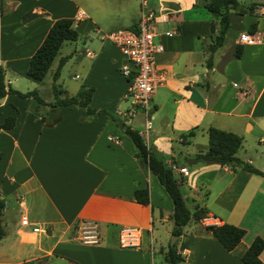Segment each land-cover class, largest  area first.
I'll return each mask as SVG.
<instances>
[{
    "label": "crops",
    "instance_id": "1",
    "mask_svg": "<svg viewBox=\"0 0 264 264\" xmlns=\"http://www.w3.org/2000/svg\"><path fill=\"white\" fill-rule=\"evenodd\" d=\"M208 1L2 0L0 66L6 88L39 93L48 78L52 91L59 58L74 51L56 80L60 96L75 95L81 86L92 88L89 107L94 112L76 104L51 105L54 99L42 98L46 104H41L14 93L0 98V124L14 118L11 128H0V198L5 201L0 264H171L165 254L173 235V202L117 123L122 120L134 129L133 119L122 116L130 108L128 86L123 79L118 88L107 72L118 71L123 58L115 45L99 38L100 33L134 27L144 10L156 17V37L163 47L157 66L165 76L152 95L155 123L148 143L166 155L167 165L186 168V175L175 171L185 178L184 199L207 210L205 218L191 220L174 242L184 259L181 264H244L241 256L253 239H264V176L239 165L193 158L207 148H193L197 133L215 127L241 136L236 156L264 171V0H238L243 7L254 5V12H231L234 32L212 54L209 45L218 23L212 32ZM80 11L86 17L75 21ZM26 14L35 16L24 19ZM59 18L73 19L77 32L82 25L87 36L94 31L100 44L69 41L68 52L56 55L44 79L34 80L26 74L29 59ZM253 22L257 27L252 34L247 30ZM241 33L258 42L241 43ZM240 43L243 50L236 58ZM80 76L73 94L62 86L64 79ZM18 78H25L30 88L22 90ZM122 100L129 103L123 109ZM194 127V136H181ZM144 187L150 205L134 200V191ZM83 223L96 228V243L82 240ZM222 223L245 230L231 251L205 230ZM125 228L136 229L135 236L126 240ZM259 258L264 264V248Z\"/></svg>",
    "mask_w": 264,
    "mask_h": 264
},
{
    "label": "trees",
    "instance_id": "2",
    "mask_svg": "<svg viewBox=\"0 0 264 264\" xmlns=\"http://www.w3.org/2000/svg\"><path fill=\"white\" fill-rule=\"evenodd\" d=\"M2 6V0H0V10ZM206 10L211 14L212 20L211 31H215V21L218 23L217 32L213 43L209 45V51L212 54L218 49L224 42L226 34L230 29V17L231 12H236L240 15L253 14L254 5L243 7L238 0H209L205 4ZM35 14H26V17H32ZM257 22L251 23L248 28L249 33H255ZM78 38V32L73 26V19L59 18L56 19L50 26L47 34L39 47L35 50L29 59L26 74L37 81H42L48 72L52 61L58 54L61 45L66 41H75ZM243 50V45L236 44L234 55L236 58H240ZM211 54L207 59V65H211ZM73 56V53L66 56H62L58 60L57 67L52 74V91L55 95L54 101L51 105H70L76 104L86 108L88 113H93L94 110L89 107L90 95L92 88H86L81 86L80 90L73 96L60 97L62 90L56 83V80L60 77V72L67 60ZM14 93L20 97H32L41 104H46L44 100L39 97L36 90H31L25 93L6 88L4 83V71L0 66V98L6 94ZM100 113H109L106 110L99 111ZM117 123L122 127L124 134H126L137 148L136 156L140 157L145 164L147 170L151 171L159 180L161 185L166 190L173 202V211L171 218L174 226L172 234L180 236L183 232V228L191 221H200L207 216V210L204 207L194 205L189 207L186 203L181 191L185 178L173 171L170 165L166 163V155L158 151L154 146L147 145L139 132L125 125L122 120H117ZM14 125V118L7 117L4 122L0 124V128L8 129ZM196 128H192L185 133H181L183 138L191 137L195 134ZM208 145L205 150H200L193 155L195 159H203L216 161L221 164L239 165L242 169L249 173L264 176V171H261L253 167L249 163H243L236 156L237 150L242 144V137L230 131L221 130L215 127H209L207 130ZM183 140V139H182ZM1 158V154H0ZM134 200L143 205H150L149 189L144 187L136 189L134 191ZM5 205V201L0 198V217L2 215V209ZM152 209V206H151ZM205 230L210 232L213 238H215L227 251L233 250L241 241L245 234V230L229 223H222L219 225H207ZM4 235V230L0 225V238ZM264 248V239L261 237H255L249 247L241 256V261L244 264H262L259 254ZM166 260L171 264H181L183 257L176 250V244L169 245L165 254Z\"/></svg>",
    "mask_w": 264,
    "mask_h": 264
},
{
    "label": "built area",
    "instance_id": "3",
    "mask_svg": "<svg viewBox=\"0 0 264 264\" xmlns=\"http://www.w3.org/2000/svg\"><path fill=\"white\" fill-rule=\"evenodd\" d=\"M86 17L84 11L78 12L74 20L79 21ZM162 17L161 20H164ZM156 17L151 14L142 13L138 23L131 28H121L108 33H100L101 40H108L117 47L121 55L126 59L120 68L122 76L128 82L126 95L130 99V108L122 115L131 118L136 110H139L144 121V129L139 132L144 142L148 143V131L151 129L153 114L152 95L154 89L165 82L164 72L157 66V55L163 51L160 43H154L156 32L153 27ZM167 35L170 32L166 33ZM241 43H257L258 40L252 35L241 33ZM173 171L186 175V168L170 165ZM82 240L88 243H96L98 235L93 224L83 223L80 227ZM124 238H132L136 229L125 228Z\"/></svg>",
    "mask_w": 264,
    "mask_h": 264
},
{
    "label": "rangeland",
    "instance_id": "4",
    "mask_svg": "<svg viewBox=\"0 0 264 264\" xmlns=\"http://www.w3.org/2000/svg\"><path fill=\"white\" fill-rule=\"evenodd\" d=\"M141 9V6H140V1L138 2V10L140 11ZM149 11L148 10H144V11H141L140 12V15H139V18L141 16L142 13L144 14H147ZM153 27L155 26V24L153 23L152 24ZM154 30H155V27H154ZM92 31V30H91ZM90 31V32H91ZM156 32V31H155ZM233 29L230 28L227 32V36L228 35H231L233 33ZM89 36V37H88ZM87 36V33L83 30V27L82 25L80 26L79 28V31H78V38L76 40V46H79L82 42L84 41H87V43L89 44H92V45H99L100 44V40L98 39L97 35L94 33V31L91 32V34H89ZM69 41H66L64 42L63 44L65 45H62V47L60 48L59 52H58V55L60 54H64L66 52H68V45H70ZM154 43H159L158 42V38L155 36L154 37ZM74 44V43H73ZM74 54V51L71 52ZM69 53V54H71ZM68 55V54H67ZM123 58V62L118 64V71H116L114 69V72H111L108 68H107V72L109 73V76H110V80H112L114 82V84L119 88L121 87L122 84H124V80H125V83L126 85L128 86V82L127 80L122 76L121 72H120V68L123 64L127 63L126 62V59L121 56ZM118 72V73H117ZM123 77V78H121ZM48 79V78H47ZM47 79L45 80V83H43V85L40 87V92L38 93L39 94V97L45 99V100H52V99H55V95L53 93V91H51L50 87H48L46 84H47ZM82 79V76H80V78L78 79H75V80H72V81H69V80H66L64 79V82L65 84H63L62 86L64 88H67L68 90L71 91V93L73 94V91H74V88H78V84L80 83V80ZM124 79V80H123ZM17 84L18 86L22 89V90H25V88H30V85H27L25 84V78H18L17 80ZM28 81V80H26ZM69 82V83H68ZM62 83V80L61 82ZM69 84V85H68ZM101 84H104L101 83ZM66 85H68L69 87H66ZM62 87V88H63ZM32 88V87H31ZM60 88V87H59ZM128 88V87H127ZM80 90V88L77 90V92ZM127 91V90H126ZM76 92V93H77ZM128 94V92H126L125 96ZM67 94L64 93V95L60 96V97H65ZM68 96V95H67ZM71 96V94H70ZM73 96V95H72ZM126 98L128 99V102H130V99L126 96ZM125 100H122L121 104H120V108L123 109L125 108L129 103ZM133 120H132V125L134 127V129L136 130H143L144 129V121H143V117H142V120H140L141 118V113L139 110H136V112L134 113V115L131 117ZM131 118H126V119H131ZM155 121H154V118L151 119V129H152V125H154ZM150 131V130H149ZM148 131V132H149ZM196 131V130H195ZM207 129H204V131H199V133H197L196 135V138L195 140L193 141V148L196 150L198 147V144L199 145H202V144H206L208 145V134L206 133ZM196 134V133H195ZM194 134V135H195ZM193 135V136H194ZM192 137V136H191ZM245 145H248L249 147L251 146V141L249 139H247ZM260 160V159H259ZM189 207H193L191 205L188 204ZM173 238L172 235H170L169 237V240L171 241V239ZM157 257H158V254H156V260H157ZM157 264V263H156Z\"/></svg>",
    "mask_w": 264,
    "mask_h": 264
},
{
    "label": "water",
    "instance_id": "5",
    "mask_svg": "<svg viewBox=\"0 0 264 264\" xmlns=\"http://www.w3.org/2000/svg\"><path fill=\"white\" fill-rule=\"evenodd\" d=\"M173 236V238L171 239V241H170V245H173L174 244V242H175V240H176V238H177V236L176 235H172Z\"/></svg>",
    "mask_w": 264,
    "mask_h": 264
}]
</instances>
